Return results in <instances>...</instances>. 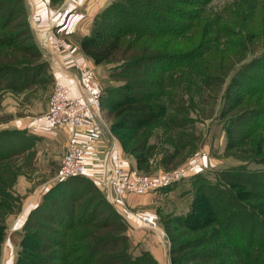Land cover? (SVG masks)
Wrapping results in <instances>:
<instances>
[{
	"label": "trees",
	"instance_id": "16d2710c",
	"mask_svg": "<svg viewBox=\"0 0 264 264\" xmlns=\"http://www.w3.org/2000/svg\"><path fill=\"white\" fill-rule=\"evenodd\" d=\"M24 1L0 0V50L7 48L6 46H14L15 50L27 52L16 62H8L6 60L8 53L4 51L3 55L0 51V76L20 73L21 78H26V73L33 76L41 73L47 66L46 61L44 63L43 59L42 61L40 59L41 48L34 38L28 20L17 22L16 26L8 28L17 17L26 14ZM169 1L173 5H169ZM212 1L214 0H124L122 5L114 6L117 10L108 5L110 8L98 13L92 32L82 38L80 44L83 52L96 65L115 56L127 58L113 67L112 71L117 72L115 76L125 80L122 90L125 86L126 88L122 92L128 94L129 98L125 97V102L123 99H117L115 91L110 89L102 94L104 108L118 116L119 120L111 128L118 137H121L125 149H127L125 141L128 138L125 139V135L118 134V129L124 126L122 121L128 117H138L143 121V127L147 129L144 135L149 133L162 117L160 110L162 104L160 105L158 101L153 103L158 95V88H162V83L174 87L176 77L182 76V79L187 80L183 77L187 73L191 74L189 78L191 81L198 79L205 88L215 82L228 81L222 96L223 106L220 113L223 118H227L224 124L230 146L233 143L238 146L240 143L242 146L251 144L254 149L255 144L258 146L264 143V0H237L219 9L210 7ZM203 2L209 3V6L198 7V4ZM3 12H6L7 16L2 19ZM206 14L208 18L204 17ZM199 29H203L201 38L198 37ZM164 36L189 37L184 48L186 51L174 54L170 61L161 60L163 52L158 54L150 51L144 54L149 49L157 50L155 40ZM24 37H31L32 45L23 48L18 43L15 44ZM197 42L199 43L196 47ZM127 48L133 51L130 56L136 50L135 54L139 58L125 57L129 52ZM227 48H230L229 54H223V50ZM232 50L235 52L234 55H237V61L236 67L230 70L231 67H226L225 62L233 58ZM27 56L36 58L37 61L33 63L30 58L26 59ZM226 73L227 75L221 79L219 74ZM2 80L0 79V86ZM15 84L22 86L24 83L13 81L8 82L6 86ZM131 86L134 89L128 90ZM138 93L143 94L145 102L140 101ZM246 96L250 99L245 103ZM242 105L247 108L236 113ZM232 112L235 113L230 114ZM5 131L0 132V135ZM21 131L23 130L15 129V132L25 134V131ZM34 137L36 136L27 135L24 142L33 141ZM24 149V145H17L16 142L10 145L0 144V261L8 234V218L21 212L22 208L20 198L14 193L15 179L19 176L21 166L13 165L11 158L17 154L22 155ZM136 160L139 169L144 159L140 154L136 155ZM209 174L210 172L201 173L196 177V185L200 188L196 197L200 198L202 194L208 196V202L215 212L214 223L193 240L192 246L202 248L206 244H217L221 250L213 253L214 250H210L209 246L206 248L205 256L217 258L218 264H264V157L256 156L238 166L223 168L221 171L223 176L220 181L215 177L212 182L214 184L209 182ZM76 178L78 177H71L70 180L55 185L44 196V201L30 212L26 223L17 231L21 236L22 250L18 251L13 264H58L53 263L48 256L43 257L38 255L39 253L24 251L33 248L28 241L26 244L29 236L28 227L37 215L45 216L44 205L51 199V194L61 190L62 186L77 181ZM202 187L207 190L201 189ZM98 188L102 191L101 187ZM69 195L72 199L71 192L65 194L66 197ZM224 198L226 199L222 203ZM234 198H237V202H234ZM92 202L90 197L84 201L83 207L89 211L87 206H94ZM110 211L115 218L119 217L122 220L123 217L115 208L111 207ZM194 213L180 218L188 219ZM71 217H75V214L73 213ZM121 220V223L113 225V231L124 230L127 227L126 220L123 219L124 222ZM62 224H66L67 229H73L76 225L74 221ZM177 224L184 225L182 222ZM97 237L100 236L88 233L82 236L77 234L67 236L66 256L53 255L54 259L63 261V264H94L96 253L90 249H96L95 243H100ZM80 240H88L93 244V247L89 245L85 255L77 253V244ZM114 241L113 250L116 251V247L119 246L120 254L113 253L104 257L98 252L97 264H103V257L106 260L104 264H160L147 249L135 254L126 236L117 235Z\"/></svg>",
	"mask_w": 264,
	"mask_h": 264
},
{
	"label": "rangeland",
	"instance_id": "374dc122",
	"mask_svg": "<svg viewBox=\"0 0 264 264\" xmlns=\"http://www.w3.org/2000/svg\"><path fill=\"white\" fill-rule=\"evenodd\" d=\"M42 1L44 6H46L44 0H39V3H42ZM236 1L237 0H214L210 3V7L212 9H219L228 3L231 4ZM70 2L71 0H53L51 3V6L54 7L53 12L56 11L54 14L57 12L59 13L55 15V19L51 20V13L53 12H48L50 15L48 18L50 23L49 27L60 21L57 16L61 17L64 14L65 6ZM123 3L124 0H109L102 11H105L109 6L114 7L122 5ZM205 3L206 2L199 3L198 7H208L209 3ZM24 4L26 6V14L17 17L8 28L11 29V27L16 26L17 22L28 20L33 32L30 22V15L32 14L31 6L28 0H25ZM168 4L173 5L170 1ZM58 6L60 9L57 8ZM113 12H115V10ZM208 14L210 15V12ZM208 14L204 17L206 18ZM212 15L213 14H211V16ZM5 16H7L6 12H3L1 18L3 19ZM205 18L203 20H205ZM95 20L94 18L92 21L91 30ZM48 29L49 28H47V30ZM12 30H14V28H12ZM91 30L90 33L92 32ZM44 32H40L41 34L39 35L33 34L35 40L42 39ZM202 32L203 29L198 33L199 38H201ZM54 34L53 36L51 35L53 40L54 36L67 40L70 45V49L67 51L69 55L72 54L73 43L80 44L84 37L83 35L81 36L80 34L74 33L56 34L54 32ZM209 38L210 36L208 39ZM129 41L130 40H128V42ZM155 41L158 47L157 50L149 49L144 52V54L150 51H154L158 54L163 52L164 54L161 60L170 61L172 59L170 57L174 54L186 51L184 48L189 41V37L183 38L182 36L175 38L164 36L157 37ZM32 42L33 40L31 37H24L22 40L15 42V44H19L23 48H26V46L32 45ZM198 43L199 42L196 43V47ZM6 47L7 48L1 49L0 51L3 55L4 51L8 53L6 57L8 62H16L17 59H21L24 54H27V52H22V50H15L14 46ZM78 50L84 57V61L87 62L86 60H88L91 63L89 64L90 66L85 63H79V65L85 64L88 68H91L92 76L101 83L103 93L104 91L106 92V90L108 91V89L114 90L116 93L115 97H117V99H123L125 102V97L128 99L129 95L123 94L124 92L122 91H125L126 86L122 90V85L126 82L122 77L118 78L115 76L117 72L112 71V69L127 58L123 59L121 56H115L111 60L96 65L95 62L83 52L81 44ZM128 50L127 48V51ZM41 52V61L43 59V62L46 61L47 63L45 70H42L41 73H36L33 76L32 74L26 73V78H21L19 75L20 73L0 76V79H3L1 82L2 85L0 86V132L6 130L0 135V144L10 145V143L16 142L17 145L25 146L22 155L17 154L11 158L13 165L16 164L21 166L18 172L19 176L15 179L16 182L14 186V193L21 201V211L26 196L19 190L21 188L24 190L23 186H27L28 192H30L29 189L38 188L41 185H43V187L49 186L48 182H50L48 189L43 191H46V193L42 196L41 204L44 201V196L49 193L55 185L71 178H59V172L69 140L68 131L65 130L66 128L59 127L60 129L57 128L54 131L57 133L54 134L52 132H44V135L36 136L33 138V141L29 142H24L27 135H32L28 129H23V131H21H25V134L15 132V123L18 122L19 124L25 125L28 121L34 122L38 120L43 115L45 116L47 114L51 104L52 92L56 84V79L54 78L55 74L52 71L51 60L49 59V57L52 58V54L50 50L44 48H41ZM135 52L136 50H134V54L130 56L133 51L129 50L128 55L125 57H137ZM229 52L230 48L223 50V54H229ZM231 53L232 55L235 54L233 50ZM214 57L216 58L217 56L215 55ZM28 58L30 57L27 56L26 59L28 60ZM26 59L25 62H27ZM35 59L36 58H30L33 63L37 61ZM236 61L237 55H234L231 60H226V67L230 66V70L236 67ZM62 62L64 63V60ZM75 69L76 67L74 70ZM230 70L228 72H230ZM189 71L191 72V70ZM227 73L219 74L220 78L223 79ZM183 77L187 80L182 79V76L176 77L174 87H172V85L168 86V84L164 82L166 84L162 83V88H158V98L156 97L153 103L158 101L160 105L162 104L160 108L162 117L157 124H154L153 129L146 134L147 136L144 135L147 129L143 127L144 123L138 117L132 116L122 121L124 126L118 129V134L120 136L125 135V139L128 138L125 141L127 149L124 148L120 139L121 137H118V135H116L117 133L113 132L111 128L112 125L119 120L118 116L105 109L103 103L102 112L106 125L97 131L100 135L110 136V138L112 137L117 140L128 167L137 175L162 179L175 177L181 172L184 174L179 179L162 187V189L164 188L163 190L159 188L153 192L143 194L152 195L146 196L147 198L143 203L145 205H140L138 203V205H140L138 212L148 213L155 217L157 229H152L149 225H145V223L142 224L141 222L139 223L132 220L127 214L128 211L126 209L127 206L129 208L127 201L128 195L123 197V201L116 202L114 205L108 199L106 188H101L103 193L98 188L96 181H93L85 175H78L72 176L78 177L76 178L77 181L72 182L70 185L62 186L61 190L58 192L54 191L51 194V199L44 205L46 207L44 208L45 210H43L45 216L37 215V217L33 218L34 220L32 223L29 224V236L26 239V244L28 241L33 248L24 251L39 253L38 255L51 258L53 263L63 264V261H56L54 256H66V237L72 234L82 236L88 233L89 235L93 234L100 236L97 237L100 243L96 242L94 245L97 246V248L93 250L92 248L90 249L96 253V262H94V264H97L96 257H98V252L104 257L113 253L117 255L120 254V247H116L115 251L113 250L112 243L115 244L114 240L117 235H124L127 237V240L131 242L135 254H139L142 250L147 249L152 256L156 258L150 248L157 249L158 253L161 255V259L160 261L156 259L160 264H175V262H178V264H218L219 260H217V258L213 259L205 256L206 248L209 246L211 247L210 250H214L213 253L221 250L217 244H206L202 248L192 246L193 240L206 232L208 227L211 226V223H214L215 218V212L208 202V196L202 194L200 198L196 197L200 191L199 186L196 185V177L201 175V173L210 172V183L215 180V177L217 181H220L223 176L221 174L223 168L238 166L245 160L254 159L256 156L264 157V143L258 146L255 144L254 149L251 144L244 146H242L241 143L239 146L234 143L231 146L228 144L227 130L224 124L227 118H223L220 113L223 106L222 96L227 86V80L225 82H215L210 87L205 88L198 79H193L191 81V79H189L191 78L190 73L185 74ZM171 78L174 77L171 76ZM13 81L24 84L22 86L15 84L14 86L16 87L6 86L8 82L11 83ZM132 89H134V87L131 86L128 90ZM142 95L143 94L138 93L140 101L145 102ZM249 99L250 98L246 96L244 102ZM244 106L245 105L240 106L236 113L247 108ZM234 113L235 112H232L230 114ZM82 133L85 132L82 131L80 135H82ZM81 144L85 146L83 141ZM140 154L144 159V163L142 167L138 169L136 155ZM197 159H203L205 162L206 166L203 167L202 171H197L195 170L196 168H194L195 160ZM204 187L201 189L207 190L204 189ZM67 192H71L73 195L72 199L71 195L68 197L65 196ZM206 193H209V191H206ZM90 197L94 206H87L89 209V211H87L85 207H83V204L84 201ZM196 198L199 200L197 199L195 202ZM225 199L226 198L222 200V203H224ZM138 201L142 202L143 200L141 201V199H139ZM234 202H237V198H234ZM196 205L197 208H195ZM111 207L115 208L118 214L123 217L122 220L119 217L115 218L116 216L110 211ZM123 207L127 212L122 209ZM73 213L75 217H71ZM92 213H94V215H91ZM192 213H194V215L188 219L180 218L188 217ZM19 216H21V212L11 215L8 218V225L13 226L15 219L18 220ZM123 219L126 220L127 227L124 230L113 231V225H115V223H121L120 220L124 222L125 220ZM178 219L180 221H178ZM63 221L65 223H72L74 221L76 225H74L73 229H67L66 224H62L64 223ZM180 222L184 225L177 224ZM10 227L8 228V234L5 239L0 264H13L16 261L18 251L22 250V244L20 245L21 236L18 235L17 231L11 232ZM29 237L30 239L28 240ZM101 240H103L102 243ZM98 244L100 245L98 246ZM89 245L93 247V244H90L88 240H80L77 244V253L85 255V252L89 250ZM23 248L25 247L23 246ZM172 249H174L173 254H171ZM92 253L87 254L92 255ZM104 257L102 258L103 264L106 262Z\"/></svg>",
	"mask_w": 264,
	"mask_h": 264
},
{
	"label": "built area",
	"instance_id": "2783aa9c",
	"mask_svg": "<svg viewBox=\"0 0 264 264\" xmlns=\"http://www.w3.org/2000/svg\"><path fill=\"white\" fill-rule=\"evenodd\" d=\"M50 18L54 19L53 16ZM54 32L55 25H51L44 32L42 39L37 42L40 48L50 50L52 58L49 59L53 73L69 79V82H56L51 104L45 115V119L52 127H63L68 131L69 140L59 178L85 175L96 181L102 189L106 188L109 201L115 205L116 202L123 201V197L127 195L153 192L184 175L181 172L175 177L162 179L137 175L128 167L117 140L112 137L108 151L101 162V173L87 172L86 166L91 151L86 145L81 144L79 137L83 131L85 134L90 133L86 136L96 138L99 135L97 131L106 125L102 112L103 88L99 80L92 76V70L87 65L78 63L75 70L64 65L63 55L69 51L70 45L67 40L56 36L54 42L50 43L51 35H55ZM194 165L197 171H202L206 166L203 159L195 160ZM118 209L120 210L119 207ZM141 218L145 225L157 229L153 215L146 213Z\"/></svg>",
	"mask_w": 264,
	"mask_h": 264
},
{
	"label": "crops",
	"instance_id": "0c3cea01",
	"mask_svg": "<svg viewBox=\"0 0 264 264\" xmlns=\"http://www.w3.org/2000/svg\"><path fill=\"white\" fill-rule=\"evenodd\" d=\"M31 6V12L30 15V22L33 28V34H41L40 32L47 31V28H49V14L48 12H53V8L51 6V3L53 0H44L46 3V6H44L43 1L42 3H39V0H28ZM109 0H71L70 3H68L65 6L64 16L58 17V23L55 24V33L61 34V33H74V34H80L81 36H86L90 34L91 30V24L93 19L96 17L98 13H100L103 8L106 6V3ZM105 2V3H104ZM46 8V9H45ZM58 9L59 6L57 7ZM56 12V11H54ZM51 13V16L54 17L57 13L54 14ZM35 32V33H34ZM54 42L52 38H50V43ZM79 43L74 44L71 51V55L65 53L63 55L64 63L67 67H69L71 70H74L76 65L78 63H85V64H91L88 60L85 62L84 57L82 56L81 52L78 50ZM90 66V65H89ZM54 78L56 79V82L62 81V82H69V79H65L61 75H55ZM29 123V124H28ZM27 124V125H26ZM26 124H19L18 122L15 123V129H28V131L35 136H42L44 135V132H54L57 127H52L45 119V116L43 115L41 118L34 122H26ZM24 125V126H23ZM60 129V128H59ZM90 133H84L80 135L79 139L80 141L84 142L85 145L88 147V149L91 151L90 160L87 162L86 170L88 173L98 174L102 171V165L101 162L103 160L104 154L106 149L108 148L111 139L109 136L104 135H98L95 138H92L90 136ZM82 137V138H81ZM50 186V182H48ZM47 184V185H48ZM49 186L41 185L38 188L29 189L30 192H28L27 186H23L24 190L21 188L19 189L23 195H26L23 202V209L21 211V216H19L18 220L15 219V223L10 225L11 228L10 231H18L21 229L25 223L26 218L30 214V212L37 208L42 200L43 194L46 193L43 192L45 189L47 190ZM135 196V197H134ZM148 196L152 195H143V194H130L127 196L128 206L126 207L128 211V215L132 218L133 221L141 222L142 221V215L145 213L138 212V209L140 205L143 204ZM137 198V199H136ZM141 199L142 202H139L138 200ZM138 203L140 205H138ZM122 209L125 210L123 207ZM126 211V210H125ZM126 211V212H127ZM133 213V214H132ZM145 227V226H144ZM153 252L154 256L160 261L161 255L158 253L157 249L150 248ZM163 258V257H162ZM162 262V261H161Z\"/></svg>",
	"mask_w": 264,
	"mask_h": 264
}]
</instances>
